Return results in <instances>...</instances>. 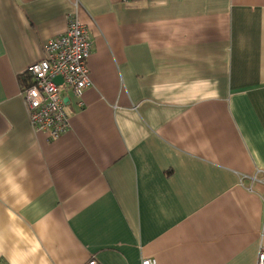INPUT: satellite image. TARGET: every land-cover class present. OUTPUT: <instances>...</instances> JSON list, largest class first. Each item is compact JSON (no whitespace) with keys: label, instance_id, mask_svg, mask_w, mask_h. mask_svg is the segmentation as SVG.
Returning <instances> with one entry per match:
<instances>
[{"label":"crops","instance_id":"crops-1","mask_svg":"<svg viewBox=\"0 0 264 264\" xmlns=\"http://www.w3.org/2000/svg\"><path fill=\"white\" fill-rule=\"evenodd\" d=\"M80 2L93 84L52 140L20 78L74 0H0V264H257L264 0Z\"/></svg>","mask_w":264,"mask_h":264},{"label":"built area","instance_id":"built-area-1","mask_svg":"<svg viewBox=\"0 0 264 264\" xmlns=\"http://www.w3.org/2000/svg\"><path fill=\"white\" fill-rule=\"evenodd\" d=\"M122 1L129 3L131 0ZM73 7L74 10L67 16V31L49 39L43 58L28 67L31 83L23 87L21 93L34 131L44 132L52 140L61 137L71 126L62 88H69L80 99L84 91L93 84L87 64L91 51L90 33L80 19V0H74ZM59 75L64 79L61 85L55 81ZM79 103L81 104V100ZM244 178L245 176L241 179ZM86 264L101 263L92 257ZM141 264L158 262L149 257L142 258ZM257 264H264L263 246L260 248Z\"/></svg>","mask_w":264,"mask_h":264},{"label":"clouds","instance_id":"clouds-1","mask_svg":"<svg viewBox=\"0 0 264 264\" xmlns=\"http://www.w3.org/2000/svg\"><path fill=\"white\" fill-rule=\"evenodd\" d=\"M13 163L16 165L17 168H20L19 176L24 177L27 175V169L24 167V161L19 158H13ZM5 168V165L0 164V170H3ZM6 183L10 186H13L14 188H19V185L16 184L17 177L12 174V171L9 170L6 173L5 177Z\"/></svg>","mask_w":264,"mask_h":264},{"label":"trees","instance_id":"trees-1","mask_svg":"<svg viewBox=\"0 0 264 264\" xmlns=\"http://www.w3.org/2000/svg\"><path fill=\"white\" fill-rule=\"evenodd\" d=\"M21 84L23 87L27 86L31 83V76L26 72L21 78H20Z\"/></svg>","mask_w":264,"mask_h":264},{"label":"water","instance_id":"water-1","mask_svg":"<svg viewBox=\"0 0 264 264\" xmlns=\"http://www.w3.org/2000/svg\"><path fill=\"white\" fill-rule=\"evenodd\" d=\"M55 81L57 84L61 85V84H63L64 79L61 75H59L55 78ZM64 100H65V102H67L69 100V97H65Z\"/></svg>","mask_w":264,"mask_h":264}]
</instances>
